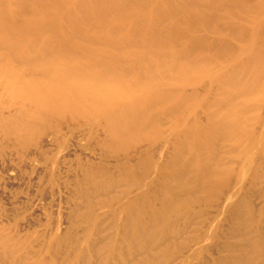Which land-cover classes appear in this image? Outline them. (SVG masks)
<instances>
[{
	"label": "rangeland",
	"instance_id": "1",
	"mask_svg": "<svg viewBox=\"0 0 264 264\" xmlns=\"http://www.w3.org/2000/svg\"><path fill=\"white\" fill-rule=\"evenodd\" d=\"M258 1L207 4L208 22L194 21L203 25L205 32H199L206 38L195 47L209 55L225 52L224 60L251 43L248 59L264 83V14L255 7ZM251 16L256 24L243 34L229 26L233 20L244 28ZM208 77L197 85L203 104L196 109L192 103L189 122L204 124L205 107L220 95L235 100L239 120L235 129L207 141L196 138L182 151L181 160L192 157L189 150L202 155L185 182L170 177L165 165L182 131L172 129L174 119L161 101L153 107L162 109L160 130L129 132L121 142L108 138L102 118L72 111L35 118L22 130L12 121L19 120L20 106L0 84V264H264V97L245 95L250 71H239L234 85L217 87ZM242 104L249 108L244 111ZM129 199L140 201L134 217L144 231L140 227L136 242H130L126 216L116 226L119 201Z\"/></svg>",
	"mask_w": 264,
	"mask_h": 264
},
{
	"label": "bare ground",
	"instance_id": "2",
	"mask_svg": "<svg viewBox=\"0 0 264 264\" xmlns=\"http://www.w3.org/2000/svg\"><path fill=\"white\" fill-rule=\"evenodd\" d=\"M221 1L18 0L6 4L0 0V84L20 106L19 120L13 116L12 121L26 130L35 118L72 111L102 118L108 138L122 142L129 132L146 135L160 130L157 117L162 109L154 111L153 107L161 101L174 119L172 129L182 131L180 145L165 165L170 177L179 176L185 182L188 169L199 168L202 155L189 150L192 157L181 160L182 151L190 149L196 138L207 141L219 131L235 129L240 115L235 100L220 95L205 107L204 124L189 122L190 106L196 103L193 108L197 109L203 104V96L196 91L200 80L209 76L214 86L234 85L239 71H250L252 86L244 90L245 95L257 94L260 101L264 97L262 72L248 59L251 43L226 52L224 60L220 56L225 52L215 49L217 53L209 55L195 47L206 35L203 25L194 26V21L208 22L206 5ZM231 1L239 4L244 0ZM255 7L264 14V0ZM254 18H246L244 28L233 20L229 26L240 35L256 24ZM209 92L205 91L204 100ZM242 107L244 111L249 108ZM148 160L144 163L151 166L152 160ZM139 203L138 199L120 200L117 209L116 226L120 217H127L130 242H136L138 232L142 234L139 219L134 217Z\"/></svg>",
	"mask_w": 264,
	"mask_h": 264
}]
</instances>
